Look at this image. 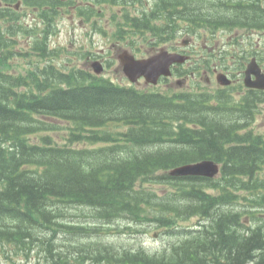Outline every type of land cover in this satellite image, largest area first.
Returning <instances> with one entry per match:
<instances>
[{"label": "trees", "instance_id": "16d2710c", "mask_svg": "<svg viewBox=\"0 0 264 264\" xmlns=\"http://www.w3.org/2000/svg\"><path fill=\"white\" fill-rule=\"evenodd\" d=\"M61 1L23 0L47 8L38 16L44 27L33 29L40 57L52 52L37 36L49 34ZM190 6L157 0L146 18L127 21L158 40L175 35L177 18L193 30L264 25L259 0H228L198 13L201 6ZM13 12L0 9V17L15 20ZM263 97L151 92L48 63L17 76L0 72V245L12 250L5 257L13 264L18 255L28 264L33 252L37 264H264V222L250 225L264 214V135L242 131ZM52 132L63 133V141ZM205 158L220 163L218 178L169 174ZM145 182L165 193L145 189ZM237 200L247 205L236 208ZM194 216L196 228L178 224ZM118 221L120 229L101 228ZM146 227L184 235L158 251L97 238Z\"/></svg>", "mask_w": 264, "mask_h": 264}, {"label": "rangeland", "instance_id": "374dc122", "mask_svg": "<svg viewBox=\"0 0 264 264\" xmlns=\"http://www.w3.org/2000/svg\"><path fill=\"white\" fill-rule=\"evenodd\" d=\"M132 6L133 4H130V8H132ZM122 7L123 5L121 4L100 6L99 13L95 14L89 22L82 20L76 14L73 7L65 8L64 11L61 10L60 14L57 17L55 31L49 38V46L52 48L60 47L63 49L61 51L58 50V53L56 51L53 52L55 55H53L54 57L51 62L65 71L76 67L86 71H91L93 73V66L91 65V63L95 59L103 58L102 61L100 60V62L103 63L101 65L103 70L100 75H97L98 78L108 79L112 82L119 83L120 85H133L135 88L140 90H158L163 92L165 91L170 94L184 89L199 92H214L213 88H215V86H218L219 84L216 83L214 76H210V72L206 69H203L204 71H201V76L196 77L195 80L188 79L187 74L181 73L180 75H173L169 78L164 79L163 81H159L155 85L146 84L143 78H141L139 82L133 83L131 85L130 81L123 74L118 59V56L121 53L122 49L127 48L126 46L122 45L126 38H120L122 36V33L118 31V25H122L124 22L122 19ZM21 9L23 8H20V10ZM24 10L26 14L23 15L22 13L21 17L18 19V22L28 28H31V26H33L36 22L39 25V21L33 15L34 9L27 7L24 8ZM198 11L199 10H196V13H198ZM6 24L0 23L1 28L5 29ZM42 25L43 24H41V26ZM12 26L15 27L17 26V24H12ZM6 27L9 28V26ZM18 29L19 26L13 29V31H16ZM128 32H130V35H128ZM258 32H260L261 34L249 38L248 36H251L252 34L247 35L248 32L245 30H222V28H218L212 32L208 28L200 27L195 34L189 29L187 33L182 32L183 34L179 35L180 37L177 39V41L179 43L183 39H186L187 42L191 41L190 48L197 49L195 52L197 55L192 56L191 59L194 60V58L198 59L203 56L207 58L206 54L211 53V51L205 52V49H203L204 44H207L209 47H216L218 48V50L221 47H228L231 50L234 48L237 41H241L242 38L245 41V37L247 42H253L251 44V47L247 48V51L249 53H254L256 50H260L262 48L261 46L264 41V31ZM133 33L134 32L129 31L126 27L124 31V35L126 37H133ZM139 33L142 37L152 36L150 32ZM32 34L33 33L28 29L25 33H17L14 36V42H12V45L10 44L13 55L6 63H0V70L3 69L4 72L12 73L13 75L22 73L25 74L33 64L42 65L44 63V58L38 56L35 50H33V47H35V43L31 42ZM258 36L261 37L260 40L263 41L259 44L260 46L257 47L255 45V41L257 40ZM251 39H253V41ZM136 40L137 41L134 44L136 50L132 52L137 57L146 56V54H149L150 52H155V50L152 49L154 47H151L142 38L137 37ZM156 46L158 48H167V44L165 43L156 44ZM262 63H264V60L262 61ZM184 66H187V64H185ZM233 94L236 96V98H238L239 93L236 92V90L233 92ZM255 106L256 108L255 110H253V114L248 117L249 119L247 125L244 126L242 131L251 130L254 133L264 135V102H259ZM217 115L220 116L219 112ZM243 122H245V120H242V123ZM51 134L59 143L63 141V133L52 132ZM34 140L37 141L36 139ZM74 146L77 148H81L93 145H89L85 142H77L74 144ZM144 185L146 186L144 188L147 190L151 189L158 194L162 193L161 189L163 188V186L152 185L149 182H145ZM209 191L214 192V190L212 189H210ZM237 204L238 205L236 206V208H242V205H247V201L237 200ZM231 208L235 209V206ZM72 210L74 211L75 209ZM84 210L86 211V209ZM244 220L246 222V217H244ZM262 220H259L258 222H252L253 224H257L260 222L263 223L264 214L262 216ZM80 221H85L84 223H86L87 219H82ZM198 221L199 217L194 216L187 220L180 221L178 222V224L181 227L183 226L184 228L188 229L197 226ZM118 223L119 224L104 223L101 225V228L106 229L108 226L120 227V224L123 222L118 221ZM143 230H146V232L133 234L114 233L113 235H104L103 240L100 239L99 241H102L104 243H109V241H116L119 244L124 243L136 247L143 246L146 249L153 251L159 250L164 246H168L169 242L172 243L173 241H177L176 238H180L184 235L183 234L180 236H175V239L174 236H172V239H170L169 235L162 233L159 229H150L146 227ZM5 254H8V256L10 255L12 257L11 247L7 245H0V264H13L10 259L8 260L5 257ZM30 255L32 257L28 264H37L38 259L36 257V254L33 252ZM15 258L17 259L16 263L26 264V259L23 255H18ZM42 262L43 260H40V264H43ZM80 264H91V261L90 259H85Z\"/></svg>", "mask_w": 264, "mask_h": 264}, {"label": "water", "instance_id": "95a60500", "mask_svg": "<svg viewBox=\"0 0 264 264\" xmlns=\"http://www.w3.org/2000/svg\"><path fill=\"white\" fill-rule=\"evenodd\" d=\"M184 58V56L171 54L166 51H160L156 55L142 59H135L131 55H124L122 57L123 71L131 81H136L140 76H144L146 82L156 83L160 75H168L170 73L169 66L173 62H181ZM94 67L96 72L101 70L98 63H95ZM251 73L256 75L255 80H250ZM220 77L223 79V75ZM227 82L226 79L222 80V83ZM245 84L251 87L264 88V74L261 73L260 69L255 64V61L248 64L245 71ZM218 171V164L213 160L206 159L180 166L171 172L179 175L191 174L213 177Z\"/></svg>", "mask_w": 264, "mask_h": 264}, {"label": "flooded vegetation", "instance_id": "af4514ba", "mask_svg": "<svg viewBox=\"0 0 264 264\" xmlns=\"http://www.w3.org/2000/svg\"><path fill=\"white\" fill-rule=\"evenodd\" d=\"M258 31H264V28L262 30H256L255 32L253 31H250L248 33V35H251V37L255 36V35H260L261 33L258 32ZM261 37L258 36L257 40L255 41V45L258 47L260 46L259 44L262 43V41L260 40ZM262 48L259 50V51H256V54L255 57L257 59V62H259V64L261 65L263 71H264V63H262V61L264 60V41H263V44L261 46ZM183 49H180L178 47V45L176 44L174 47H173V51H181ZM185 51H188V52H192V50H185ZM192 56H194V54H191L190 55V58L183 64H176V65H173L172 67V70L174 72H178L180 70V73L182 74H187V73H190L191 76H196L195 74V69L197 66H200L199 63H197V60L196 58H194V60H191L192 59ZM253 57V56H252ZM225 58H220L219 61H218V66H221L222 65V62L224 61ZM185 64H187V66H184ZM217 68H214V71L216 72ZM204 71V70H203ZM202 71V72H203ZM226 74H228L229 76L231 75V71L229 70H225L224 71ZM238 78H235V79H232L233 81H236Z\"/></svg>", "mask_w": 264, "mask_h": 264}, {"label": "bare ground", "instance_id": "6f19581e", "mask_svg": "<svg viewBox=\"0 0 264 264\" xmlns=\"http://www.w3.org/2000/svg\"><path fill=\"white\" fill-rule=\"evenodd\" d=\"M187 1V3H188V6H190V4H189V2L190 3H192L191 4V6L190 7H196V6H201V8L199 9H197V10H199L198 12H200V11H207V10H209L208 8H209V6H210V4H213V6H218V5H221V3L222 2H224V1H228V0H186ZM193 1V2H192ZM229 1H231V0H229ZM201 3L200 5L199 4H197V5H194L195 3ZM194 11H196L195 9H194ZM205 159H211V158H205ZM184 164V163H183ZM179 166V165H178ZM255 221V220H254ZM251 223H250V225L251 226H254V224H253V222H252V220L250 221ZM121 228V226L120 227H112V226H108L106 229H111V230H116V229H120ZM196 228V227H195ZM103 229V228H102ZM138 230H141V231H133L132 233H130V234H133V233H141V232H143V229H139L138 228ZM103 232V231H102ZM114 233H116V232H113V233H101L99 236H97V238L100 240H103V237H104V235L106 236H108V235H113ZM121 233H123V232H121ZM102 236V237H101ZM176 237L174 236V239H175ZM170 239H172V236H170ZM178 238H176V240H177ZM110 242V241H109ZM111 243V242H110ZM113 243L114 244H119V243H117L116 241H113ZM170 243V242H169ZM123 245H126V246H128V247H130V248H135L136 246H131V245H127V244H124V243H122ZM144 248V249H146L145 247H143V246H139V247H136V248ZM166 247V246H165ZM154 251V250H153ZM156 251H158V250H156Z\"/></svg>", "mask_w": 264, "mask_h": 264}]
</instances>
